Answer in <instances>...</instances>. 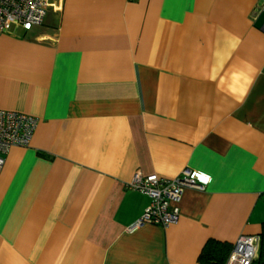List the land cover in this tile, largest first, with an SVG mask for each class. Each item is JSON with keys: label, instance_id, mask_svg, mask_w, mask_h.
I'll use <instances>...</instances> for the list:
<instances>
[{"label": "crops", "instance_id": "obj_1", "mask_svg": "<svg viewBox=\"0 0 264 264\" xmlns=\"http://www.w3.org/2000/svg\"><path fill=\"white\" fill-rule=\"evenodd\" d=\"M261 0H56L0 36V111L38 119L0 174V264H202L264 224ZM204 173L175 225L128 228L135 173Z\"/></svg>", "mask_w": 264, "mask_h": 264}, {"label": "built area", "instance_id": "obj_2", "mask_svg": "<svg viewBox=\"0 0 264 264\" xmlns=\"http://www.w3.org/2000/svg\"><path fill=\"white\" fill-rule=\"evenodd\" d=\"M55 1L0 0V36L12 23L19 25L26 32L42 26L48 11L55 7ZM261 9L264 10V0H261ZM38 123V119L28 115L0 111V174L6 156L13 148L30 146ZM210 182L208 175L190 168L183 169L178 176L170 179L135 173L126 188L146 196L150 202L142 216L127 232L134 233L145 225L167 228L177 224L184 192L188 189L202 192ZM259 247V236H241L233 245L225 264H252L258 258Z\"/></svg>", "mask_w": 264, "mask_h": 264}, {"label": "trees", "instance_id": "obj_3", "mask_svg": "<svg viewBox=\"0 0 264 264\" xmlns=\"http://www.w3.org/2000/svg\"><path fill=\"white\" fill-rule=\"evenodd\" d=\"M258 258L252 264H264V224L260 234ZM233 246L210 241L203 249L200 261L202 264H225Z\"/></svg>", "mask_w": 264, "mask_h": 264}, {"label": "water", "instance_id": "obj_4", "mask_svg": "<svg viewBox=\"0 0 264 264\" xmlns=\"http://www.w3.org/2000/svg\"><path fill=\"white\" fill-rule=\"evenodd\" d=\"M255 28H257L258 30H264V10H262L259 14L255 22Z\"/></svg>", "mask_w": 264, "mask_h": 264}, {"label": "rangeland", "instance_id": "obj_5", "mask_svg": "<svg viewBox=\"0 0 264 264\" xmlns=\"http://www.w3.org/2000/svg\"><path fill=\"white\" fill-rule=\"evenodd\" d=\"M53 10V9H52Z\"/></svg>", "mask_w": 264, "mask_h": 264}, {"label": "snow or ice", "instance_id": "obj_6", "mask_svg": "<svg viewBox=\"0 0 264 264\" xmlns=\"http://www.w3.org/2000/svg\"><path fill=\"white\" fill-rule=\"evenodd\" d=\"M206 179V178H205Z\"/></svg>", "mask_w": 264, "mask_h": 264}]
</instances>
